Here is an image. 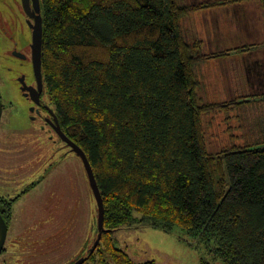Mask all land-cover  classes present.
I'll use <instances>...</instances> for the list:
<instances>
[{
  "label": "trees",
  "instance_id": "obj_1",
  "mask_svg": "<svg viewBox=\"0 0 264 264\" xmlns=\"http://www.w3.org/2000/svg\"><path fill=\"white\" fill-rule=\"evenodd\" d=\"M252 1L264 12V0H40L46 96L103 199L100 264H156L112 238L141 221L186 230L222 264H264V137L211 152L202 121L252 99L202 102L195 73L207 58L251 48L205 56L182 27L196 11ZM0 202L8 223L10 202ZM97 250L87 257L95 264Z\"/></svg>",
  "mask_w": 264,
  "mask_h": 264
},
{
  "label": "rangeland",
  "instance_id": "obj_2",
  "mask_svg": "<svg viewBox=\"0 0 264 264\" xmlns=\"http://www.w3.org/2000/svg\"><path fill=\"white\" fill-rule=\"evenodd\" d=\"M0 1L7 5L6 0ZM213 1L220 0H179V3ZM182 27L187 42L196 43L205 56L236 46L251 48L207 58L195 68L202 102L252 99L250 103L233 107L227 114L215 112L202 116L208 150L217 152L232 143L262 139L264 93L252 96L260 90L254 88L255 81L250 84L253 77L247 68L249 63L257 61L255 57L264 63V12L260 1L242 7L228 3L196 11L183 18ZM11 82L7 75L2 78L0 71L1 97L11 92ZM258 83L264 92V75L259 76ZM23 117L27 119L25 113ZM3 122L4 115L0 124V201L20 197L14 204L1 208L8 220V232L0 264H68L84 237L90 245L97 232V206L82 161L53 132L51 137H46L28 121H14L19 125L12 129L4 128L9 125ZM41 139L47 144L42 149L38 147ZM7 144L20 147L23 156L17 158L6 152L3 148ZM263 145L264 142L260 143ZM131 226L111 234L134 261L222 264L204 243L180 227L163 231L144 221ZM75 239L78 242L74 244ZM86 264L95 263L88 260Z\"/></svg>",
  "mask_w": 264,
  "mask_h": 264
},
{
  "label": "flooded vegetation",
  "instance_id": "obj_3",
  "mask_svg": "<svg viewBox=\"0 0 264 264\" xmlns=\"http://www.w3.org/2000/svg\"><path fill=\"white\" fill-rule=\"evenodd\" d=\"M6 1L7 5L0 1V71L2 78L7 75L11 79L12 90L5 98L0 95L3 109L2 117L4 115L3 124L9 125V127L4 128L12 129L18 126L19 124L15 125L14 121H28L31 127L41 131L42 134H46V137H51L52 132L56 134L57 138L72 151L56 132V127L59 125L58 118L47 99L43 75V85L40 89L35 70L33 27L38 9H40V0H29L26 5L23 0ZM23 113L26 114L27 119H24ZM46 146L47 144L44 139H41L38 147ZM3 149H6V152L17 158L23 156V150L20 147L7 144ZM18 197L20 196L16 195L7 201L14 204L18 200ZM84 238L80 244V248H77L72 255L74 259L68 261V264H74L80 258L86 259L81 264L88 262V249L95 238L90 245H88L87 238ZM73 242L75 244L78 242V239H75ZM99 242L93 252L97 250ZM96 261L97 264L102 262V252L98 250Z\"/></svg>",
  "mask_w": 264,
  "mask_h": 264
},
{
  "label": "water",
  "instance_id": "obj_4",
  "mask_svg": "<svg viewBox=\"0 0 264 264\" xmlns=\"http://www.w3.org/2000/svg\"><path fill=\"white\" fill-rule=\"evenodd\" d=\"M24 4H28L29 0H23ZM33 27V52H34V65H35V70L37 73V78H38V83H39V88H42L43 82H42V68H41V45H42V16L40 14V9H38V14L36 15L35 23ZM2 101L0 98V123H1V118H2ZM56 132L59 135V137L71 148V150L81 159L82 164L84 166V169L86 171L89 184L91 187V190L93 192L96 206H97V234L96 237L91 245V247L88 249V253H91L94 248L96 247L97 243L100 241V238L102 236V232L104 230V204H103V199L102 195L100 192V188L96 182L94 172L92 169V166L84 153V151L73 141H71L65 133L62 132L60 126L58 125L56 127ZM7 232H8V224L3 217L1 211H0V253L2 252L6 238H7ZM88 257V255H87ZM85 258H80L78 259L74 264H81Z\"/></svg>",
  "mask_w": 264,
  "mask_h": 264
},
{
  "label": "crops",
  "instance_id": "obj_5",
  "mask_svg": "<svg viewBox=\"0 0 264 264\" xmlns=\"http://www.w3.org/2000/svg\"><path fill=\"white\" fill-rule=\"evenodd\" d=\"M249 3H252V2H245L244 4L247 5ZM244 4H243V6H245ZM236 6H238V5H236ZM238 7H242V4H239ZM258 54L259 53H253L254 56H258ZM244 57H245V55H244ZM255 58L257 59V61H253V62L249 63L247 65L248 66L247 68L249 70L248 73L250 72L251 76L253 77L252 81H250V84H252V82L255 81L254 82V88H256L257 90L258 89L260 90L259 93H256V95H252V96H255L256 97L257 94H263L264 93V92H261L262 90L260 89V84L258 83L259 76L263 77V75H264V72H263V70H264V63H263L262 60H259V58H257V57H255ZM229 91H231V89H229ZM257 98H259V97H257Z\"/></svg>",
  "mask_w": 264,
  "mask_h": 264
}]
</instances>
